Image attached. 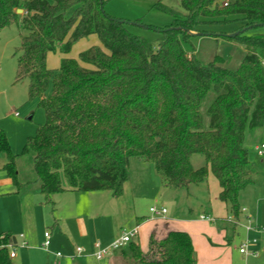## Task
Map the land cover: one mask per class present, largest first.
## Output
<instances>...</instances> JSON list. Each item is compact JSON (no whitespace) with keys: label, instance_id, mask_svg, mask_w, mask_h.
Here are the masks:
<instances>
[{"label":"trees","instance_id":"obj_1","mask_svg":"<svg viewBox=\"0 0 264 264\" xmlns=\"http://www.w3.org/2000/svg\"><path fill=\"white\" fill-rule=\"evenodd\" d=\"M180 2L183 13L162 0L154 4L173 18L171 25L155 28V47L111 18L103 0H0V32L18 21L27 32L16 81L29 80V99L38 100L46 115L21 155L0 130L4 170L18 190V156L33 154L36 182L53 209V196L64 192L121 197L130 162L138 160L152 164L169 190L189 192L212 174L230 215H243L241 193L255 185L257 175L246 137L264 127V37L225 36L246 49L236 70L220 57L201 64L183 42L197 36L191 32L212 35L209 26L264 24V0H234L227 7L219 0ZM94 34L107 52L92 46L79 60L64 58L59 69L48 68L50 52L68 54ZM195 155L205 159L199 168L192 163ZM222 221L227 231H236L234 223ZM11 242L10 234L0 235V264H12ZM128 246L137 264H196L192 239L183 231L162 241L152 238L147 253L136 241Z\"/></svg>","mask_w":264,"mask_h":264},{"label":"rangeland","instance_id":"obj_2","mask_svg":"<svg viewBox=\"0 0 264 264\" xmlns=\"http://www.w3.org/2000/svg\"><path fill=\"white\" fill-rule=\"evenodd\" d=\"M103 1L104 11L111 18L126 22V27L129 32L146 39L155 47L158 45L160 39V33L155 28H162L171 25L173 20L172 16L168 13L154 8V4L159 0ZM219 2L222 3L223 0H219ZM162 3L176 11L184 12L180 0H162ZM73 12L74 8L70 9L67 13V17H71ZM19 15L22 17L24 12ZM243 26V21L209 26L206 27V29L210 30L211 33H213L212 35L198 33L197 36L183 42V46L187 52L193 53L203 65H207L216 57H220L224 60L226 68L236 70L245 57L246 49L244 46L228 40L225 36L242 33L243 30L248 28L246 27L242 29ZM26 33L27 32L21 27L20 21H18V23L10 24L0 32V130L5 132L11 150L16 155L23 154L28 140L33 138L39 127L46 122L45 112L39 107L38 100L29 99V80L26 79L20 82L16 81L17 60L21 52L22 36L26 35ZM244 34L247 36L264 37V25L247 29ZM92 46H99L107 52L98 35L94 34L77 42L68 54H62L60 51L50 52L47 57V66L50 70H57L60 68L61 62L64 58L79 60L80 54ZM208 122L209 120L206 119V123ZM263 144L264 127L248 132L246 137V148L252 155L257 175L255 185L247 188L241 193L240 203L243 208H249V214L252 218L251 222L253 223V226H257L262 230V235H259L258 233L251 234L252 237L259 241V249H257L258 256L251 258L248 257L247 261L244 258L246 261L244 264H264V155H258L256 150L257 147H261ZM7 160V154L5 152L0 153V192L8 195L6 198L0 199V228L3 226L1 223H3L4 219H6L7 222H10L8 218L14 214L13 202L17 200L18 195L25 192H29V194L32 195V190H34V186L37 184L32 153L18 156L16 160L18 178L23 184L22 188H19V190L4 170ZM130 163L131 175L133 178H145L143 183H146L149 186L145 195V200H141V203H137V205H139V212L142 215L153 216L149 211L151 207L156 206L160 208L162 205H165L169 210L170 216H178L187 219L188 221L193 220L199 229L205 227V230H213L215 232V237L212 241H209L205 236L203 237L207 242V246H211L213 242L219 245H226L227 242L225 237H228L230 243L228 242L229 246H226L225 248H229L234 255H239V245L244 238V229L242 227L237 226L235 234H233L232 227H229L230 230L227 232L226 227H228V224L224 221L214 222L212 224L199 221V217L204 211H208V213L213 216H222L229 213L226 208H222L223 206L218 208L214 207V204L212 212L209 209V206L203 203V198H206L207 196H210L212 200H214L215 196H218L219 185L212 174L208 178L209 184L193 186L189 192L187 190L175 191L169 190L162 185L161 177L157 174L152 164L142 163L146 168L141 172L137 166L138 160H131ZM192 163L195 168H199L205 163V159L201 155H195L192 158ZM66 197L69 196L61 195L59 196V200H54L59 204L58 207L67 204ZM47 207V217L55 215L56 208L53 209L50 205ZM189 207L192 208V215H188ZM38 223L35 231L40 236L43 235L45 231H49L52 226H45V222L41 221V219L38 220ZM243 223H247V221H244ZM230 226L232 225L230 224ZM222 228L224 230L226 228V232L221 236L220 234L218 235V231L219 229L221 231ZM21 230L22 229L13 231L12 234V238L19 241V246H15L13 250L14 253L18 254V261L16 262V260H13V264H28L30 259L28 251L32 247V244H21L22 240L20 237L26 235V232ZM116 231L122 236L123 233L128 230H126L124 226L118 225ZM239 234L240 236L238 237ZM94 240L96 243L101 241L100 238ZM195 240L197 242L196 236ZM72 243L73 245L81 246L83 248V246L80 245L81 242L77 240ZM102 245L104 246L105 243H102ZM212 246L214 248L219 247L216 245ZM60 251L64 257L67 256L64 250ZM117 251L118 250H116V252ZM126 251L129 253L128 249H126ZM113 254H116L115 251ZM49 257L50 260H48L50 261V264H57L55 257L53 258L52 255ZM107 258L108 256L103 260H106ZM94 260L96 261V259ZM65 261L66 260L63 259L60 262L63 264ZM134 264L137 263L134 262Z\"/></svg>","mask_w":264,"mask_h":264},{"label":"crops","instance_id":"obj_3","mask_svg":"<svg viewBox=\"0 0 264 264\" xmlns=\"http://www.w3.org/2000/svg\"><path fill=\"white\" fill-rule=\"evenodd\" d=\"M137 166L141 172L146 168L140 161H138ZM144 179H134L131 175L130 180L124 185L123 195L119 198L114 197L109 191L90 193L64 192L56 194L52 198L56 212L55 215L49 217H47V206L50 204L46 202L45 197L40 193L39 184L37 183L34 186V190H32V195H30L29 192L20 193L17 200L13 202L14 214L8 218L10 222H7L6 219H4L3 223H1L3 226L0 228V235H4L3 233L7 232L6 234L12 236L13 231L20 229H22L21 231L26 232V235L21 236L20 239L22 240L21 244H32V247L29 249V251L32 252L28 251V254H30L28 264H50V255H52L53 258L55 257L57 264H61L60 261L63 259L66 260L63 264H75L76 262H79L80 264H134L135 261L131 258V252L128 245L118 249V253L115 251V255L113 253L109 255L106 260H98L94 256L96 252V241L94 239L100 238L101 241H98L97 243H100L101 245L102 243H105V245L102 246L108 247L115 239L121 236L118 234V231H116L118 225L124 226L128 231L135 227L139 228V237L134 241L139 244L144 253L149 251V244L152 238L157 241H162L166 239L172 231H183L188 233L192 239L196 254V264H244L248 257H252L245 256L241 254L240 251L238 255L239 257L231 253L229 248H225L226 246L228 247L230 243L228 237H225L227 242L226 245H219L213 242L211 246H207V242L203 237L205 236L209 241H212L215 237V232L213 230H205V227L199 229L193 220L188 221L187 219L178 216H170L169 210L165 205H162L159 208H165L167 210L165 215L156 216L153 213V216L142 215L139 212V205H137V203H141L145 200V195L149 188L146 183H143V181H145ZM205 184H209V180ZM61 195L69 197H66L67 204L58 207L59 204L54 200H59V196ZM7 196V194L0 192V199L6 198ZM173 197L175 198L174 195ZM203 203L208 205L212 212L213 204L214 207L218 208L223 206L222 208H226L228 211L226 205L219 200L218 196H215L214 200H212L210 196H207L206 198H203ZM246 211V215L250 216L249 208H247ZM192 214V208L189 207L188 215ZM203 215L213 217L215 219L214 222H220V220L227 219L230 216V213L222 216H213L209 214L208 211H204L201 216ZM246 215H242L239 219L242 222L246 221ZM201 216L199 217V221L211 224L214 223L202 220ZM40 219L45 222V226L49 227L52 225L49 230L51 232L49 251H45L42 248L45 241L44 234L46 231L41 236L35 231L39 224L38 220ZM225 230L222 228L220 231L219 229L218 235L220 234L222 236L226 232ZM229 230L227 232H229ZM232 233L235 234L233 231ZM243 233L245 238V230ZM258 234L260 235L261 233ZM195 236L197 237V242ZM239 236L240 234L238 237ZM76 240L81 242L80 245H82L83 248L81 246L73 245L72 242ZM9 245L11 246L9 247L11 252L14 250L15 246H19V241L12 238V242ZM212 245L219 247L214 248ZM77 247H80L83 250V253L78 254L76 252ZM126 249L129 250V253H127ZM257 249H259V242L256 246L251 247V250ZM60 250H64L67 256H63L62 259H59L56 254L61 253ZM11 259L12 264L13 260H16L17 262L18 254L15 253V257ZM94 259H96V261Z\"/></svg>","mask_w":264,"mask_h":264},{"label":"built area","instance_id":"obj_4","mask_svg":"<svg viewBox=\"0 0 264 264\" xmlns=\"http://www.w3.org/2000/svg\"><path fill=\"white\" fill-rule=\"evenodd\" d=\"M232 2V0H223L222 5L227 7L229 6V4ZM258 155L263 156L264 154V144L261 147H257L256 148ZM151 213H153L156 216H162L165 215L167 213V210L165 208H157V207H153L151 208ZM247 211L245 208H242V214L246 215ZM202 220L205 221H209V222H214L215 219L211 216H206L203 215L201 216ZM228 222L230 223H234L236 226H240L245 230L246 236L244 238V240L242 241L240 247H239V251L241 254L245 255V256H252V257H257L258 256V252L257 250H251V247L256 246L258 244V239L250 236L252 233H261L262 230L259 229V227L257 226H253L252 218L248 215L245 216V220L247 221V223H243L240 219H236L233 215L228 217ZM45 237V241L42 245V248L45 251H49V247L51 244V232L50 231H46L44 234ZM139 237V228L135 227L134 229L124 232L123 235L121 237H119L118 239H116L115 241H113V243L111 245H109L108 247H103L100 243H96L95 248H96V252L94 254V256L98 259V260H102L105 257L111 255L114 251L123 248L124 246L128 245L130 242L134 241L135 239H137ZM8 247H11L10 245ZM76 252L78 254L83 253V250L80 247L76 248ZM56 256L59 259L63 258V255L61 253H57ZM10 257L14 258L15 257V253L14 251L10 252Z\"/></svg>","mask_w":264,"mask_h":264},{"label":"water","instance_id":"obj_5","mask_svg":"<svg viewBox=\"0 0 264 264\" xmlns=\"http://www.w3.org/2000/svg\"><path fill=\"white\" fill-rule=\"evenodd\" d=\"M232 2H234V0H232ZM101 9H103V7H102V4H101ZM24 11L23 10H21V9H19V10H17V13L18 14H20V13H23ZM264 24H260V25H256V26H263ZM256 26H250V27H248L247 29H250V28H252V27H256ZM247 29H245V30H243V32L242 33H244ZM191 34L192 35H198V33H194V32H191ZM240 33H237V34H235V35H231V36H229V37H236L237 35H239ZM16 242V241H15ZM194 259L196 260V254H194Z\"/></svg>","mask_w":264,"mask_h":264}]
</instances>
